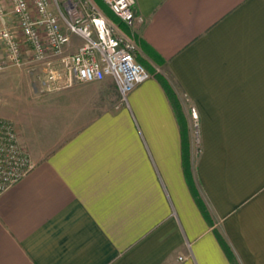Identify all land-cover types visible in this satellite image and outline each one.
<instances>
[{
  "label": "crops",
  "instance_id": "crops-1",
  "mask_svg": "<svg viewBox=\"0 0 264 264\" xmlns=\"http://www.w3.org/2000/svg\"><path fill=\"white\" fill-rule=\"evenodd\" d=\"M134 10L185 137L153 73L126 102L111 76L60 90L25 82L6 118L35 166L0 194V264H264V0Z\"/></svg>",
  "mask_w": 264,
  "mask_h": 264
},
{
  "label": "built area",
  "instance_id": "built-area-1",
  "mask_svg": "<svg viewBox=\"0 0 264 264\" xmlns=\"http://www.w3.org/2000/svg\"><path fill=\"white\" fill-rule=\"evenodd\" d=\"M103 2L124 23L135 24V0ZM74 38L80 44L69 51ZM139 52L134 36L87 0H0V71L34 66L40 71L37 85L43 89L60 90L111 76L126 102L135 86L150 77L137 59ZM192 111L197 118L195 108ZM34 166L17 125L0 117V194Z\"/></svg>",
  "mask_w": 264,
  "mask_h": 264
},
{
  "label": "rangeland",
  "instance_id": "rangeland-1",
  "mask_svg": "<svg viewBox=\"0 0 264 264\" xmlns=\"http://www.w3.org/2000/svg\"><path fill=\"white\" fill-rule=\"evenodd\" d=\"M59 1H60V3H63L64 0H59ZM82 1H85V0H82ZM87 1L93 3L95 6L100 8V10L108 17V19L112 23H114L115 25H118L125 32L132 34L136 40V37H135L136 35L134 33L135 24L133 26L127 25L119 17H117L113 13V11H112V13L114 14L115 18L113 16H111L109 14V12L107 11V10L111 11V9L103 1H98V0H87ZM98 2H100V3L98 4ZM83 7H85V6H83ZM79 44H80V40L77 38H74L72 41V44L68 47V50L69 51H75ZM154 64L156 66L160 65V64H156V63H154ZM155 70L157 73H160L158 71V66H157V68H155ZM39 72L40 71L37 68H35L34 66H31L29 64H27L24 67L14 66V67H10L8 69H5L3 71H0V117H2V116L5 118L6 117H12L16 113L18 103L21 102V100H23L24 94L27 95L26 91H27V89H29L27 86H25V82L31 81V83L33 82L34 84L35 83L37 84V77L36 76ZM150 73H152V72H149V74ZM176 93H177V91H176ZM177 95H178V93H177ZM178 97H179V95H178ZM179 100H180V98H179ZM192 108L193 107L190 108V115H191V118L194 120L195 117L193 115ZM182 113H183V109H182ZM183 116H184V113H183ZM193 126L197 130V123L195 121H193ZM196 137H197V133H196Z\"/></svg>",
  "mask_w": 264,
  "mask_h": 264
},
{
  "label": "trees",
  "instance_id": "trees-1",
  "mask_svg": "<svg viewBox=\"0 0 264 264\" xmlns=\"http://www.w3.org/2000/svg\"><path fill=\"white\" fill-rule=\"evenodd\" d=\"M98 1H103V0H98ZM99 3L100 2H98V4ZM107 11L109 12V14L111 16H113L115 18L112 11H110V10H107ZM135 37H136V40L140 46L142 53L147 54V56L152 60V62H154L156 64H162L163 63L164 59L154 49H152L143 40H140L137 37V35ZM137 59L139 62H141L147 68V70L149 72H152L153 74H155L157 76V78L160 80V82L162 83V85H163V87H164V89H165V91H166V93H167V95H168V97L172 103V106L174 107L176 114L178 115L182 129L184 130V137H185V127H186L185 125H186V123H185V119H184V116L182 113V105L180 103V100H179V97H178L176 91L172 88L168 79L163 74L157 73L154 66L152 65V63L150 61H148L142 54L138 53ZM188 151H189V148H188V146L186 144V140L184 138V168L186 171V175H187L188 181L190 183L191 189L193 191V194H194L196 200L198 201V204L200 205V208H201L204 216L207 219H209V214H208V211L206 209V206L203 203V201L200 199V197L198 196L197 190H196V188L193 184L192 178H191V164H190V156H189ZM219 238H220V241H221L223 247L225 248L228 256L233 260L234 257H233V253H232L230 247L228 246V244L225 242V240L221 236H219Z\"/></svg>",
  "mask_w": 264,
  "mask_h": 264
}]
</instances>
